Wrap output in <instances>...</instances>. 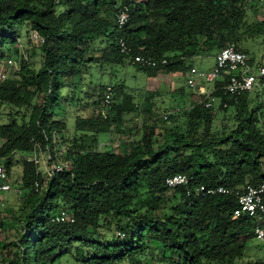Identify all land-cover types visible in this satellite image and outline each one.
Segmentation results:
<instances>
[{"label": "trees", "instance_id": "16d2710c", "mask_svg": "<svg viewBox=\"0 0 264 264\" xmlns=\"http://www.w3.org/2000/svg\"><path fill=\"white\" fill-rule=\"evenodd\" d=\"M123 2L0 0V57L17 45L22 29L44 38L38 67L15 49L19 67L0 83V104L22 119L18 124L10 112V121L0 125L7 178L13 155H27L32 139L44 146L53 131L68 136L67 108L83 113L75 115L74 131L64 140L69 169L53 176L42 194L32 188L36 166L23 160L20 190L26 193L15 208L0 213V227L8 223L11 229L1 248L12 253L6 264H264L263 256L249 254L257 219L233 217L235 192L264 181L258 94L229 100L225 108H205L198 95L166 120L154 117L148 96L137 128L125 126L124 117L137 106L125 86L89 85L94 70L113 77V67L129 65L118 49L120 36L132 55L157 61L156 67L135 66L146 75L185 74L193 57L231 44L247 55L249 66L256 65L244 42L264 38V13L257 18L264 2L133 0L129 22L118 29L114 13ZM225 76L215 81L214 95H221ZM108 86L111 101L105 104ZM102 133L128 140L101 150ZM176 173L191 176L192 187H224L228 193L195 197L184 187H167L165 179ZM60 211L74 221L52 222Z\"/></svg>", "mask_w": 264, "mask_h": 264}, {"label": "built area", "instance_id": "2783aa9c", "mask_svg": "<svg viewBox=\"0 0 264 264\" xmlns=\"http://www.w3.org/2000/svg\"><path fill=\"white\" fill-rule=\"evenodd\" d=\"M133 0H125L119 3L114 13L115 24L118 29H122L130 19L129 3ZM262 3L264 0H257ZM29 38L33 44L41 45L44 38L37 32L30 31ZM119 52L127 56L129 64L140 67H156L157 61L151 57L142 55H132L129 46L124 37L120 36L117 41ZM161 64H166V59H162ZM18 69L12 56L0 57V83L5 81L13 72ZM226 75V76H225ZM227 77L225 83L220 86L221 95L216 96L214 92V83L217 80ZM185 84L189 90L198 95L204 96L203 105L205 108L228 106V101H238L248 93L262 91L264 93V66L248 65V57L245 53L237 49L233 44L228 45L216 53L214 66L210 70H203L197 67H191L185 73ZM204 85H210L205 89ZM111 101V87H106L104 102L109 104ZM176 111H178L176 109ZM169 114H164L162 118L166 120ZM45 140L48 141L46 135ZM32 150L25 156L26 162L36 166L38 177L33 182V191L35 194H41L43 182H48L53 176L69 169L68 163L62 156L68 151L69 147L63 142L59 132L53 131L50 136V142L43 146L40 142L31 140ZM44 169V174L39 171ZM192 177L184 173H176L165 179V185L169 188L184 187L187 195L195 197L212 195L215 193H228L224 187L207 188L203 185L191 186ZM7 174L0 164V193L10 189ZM235 196L238 202V208L234 211L233 217L239 218L247 215L257 219L254 226V239L264 247V181L258 184H248L241 191H236ZM4 204L0 199V206ZM52 222L64 223L73 222L74 218L66 211H60L51 218Z\"/></svg>", "mask_w": 264, "mask_h": 264}, {"label": "rangeland", "instance_id": "374dc122", "mask_svg": "<svg viewBox=\"0 0 264 264\" xmlns=\"http://www.w3.org/2000/svg\"><path fill=\"white\" fill-rule=\"evenodd\" d=\"M264 8L258 13L257 18L261 19L263 17ZM252 17L249 13V20L252 21ZM26 30L22 29L20 32L17 45H9L3 50L4 56L15 57L14 51L18 49L23 57V61L28 63L32 67H38L40 61V51L39 45L33 44L28 36H26ZM28 34V33H27ZM248 49V56L252 59L253 63L256 65L264 66V38L255 37L247 39L244 42ZM214 55V54H213ZM211 53L209 54H199L197 57L190 61V64L196 66L199 69L210 70L214 66V59ZM17 67H19L18 61L14 58ZM20 62V65L23 64ZM129 64V63H128ZM105 71V69H103ZM114 75L109 77L108 74L100 76L98 70L93 71V77L91 86L102 82L106 85H123L124 90L133 96V101L137 105L136 111L132 114L126 115L124 118L126 120L125 126L128 127H139L143 122L145 115L141 114L143 109V103L146 97H150L152 103V110L156 113L154 117H161L164 114H174L179 111L185 110L190 107L191 102L196 100L198 94L189 90L185 84V74L178 72L167 73V72H157L153 75H146L142 70L136 69L132 65H126L124 67L115 66L113 67ZM107 72V71H106ZM89 91V90H88ZM258 94V99L262 103L259 111L262 113L261 120L264 121V93L262 91L254 90L250 92V97H256ZM117 102H120V98L117 97ZM176 109L178 111H176ZM12 113V117H15L18 124L22 123L21 115L15 116V111L10 110V108L5 104H0V125L7 124L10 121L9 113ZM81 113L74 107L67 108V113L65 120L67 122V127L69 129L68 136H71L74 131V119L75 115ZM181 113V112H180ZM83 115V113H81ZM219 119L215 122V127L220 126ZM64 135L62 140L68 137ZM99 149H117L119 143L128 140L126 136L115 133H102L97 137ZM67 146L68 143L64 142ZM25 153H15L12 157L11 169L8 175V182L10 184V189L0 193V199L3 202V206H0V213H5L4 210L15 208L18 205L19 199L26 193V190H20L21 186V175H22V164L25 159ZM39 171L44 174V169L39 168ZM46 182H43L42 193L45 189ZM41 193V194H42ZM10 224L6 223L3 228L0 227V264H6L7 260L10 258L12 253H7L5 250L2 252L1 248L5 240V236L10 233ZM7 241V240H6ZM260 244L257 241H253L252 250L249 254L253 255L257 253L258 256H263L264 258V248H260ZM259 247V249H258Z\"/></svg>", "mask_w": 264, "mask_h": 264}, {"label": "crops", "instance_id": "0c3cea01", "mask_svg": "<svg viewBox=\"0 0 264 264\" xmlns=\"http://www.w3.org/2000/svg\"><path fill=\"white\" fill-rule=\"evenodd\" d=\"M215 55H216V54L213 55V59L215 58ZM196 57H197V56H196ZM196 57H193V58L191 59V61H193ZM191 65H192V64H191ZM192 66H193V67H196V66H194V65H192ZM204 88H205V89H209V88H210V85H204Z\"/></svg>", "mask_w": 264, "mask_h": 264}]
</instances>
